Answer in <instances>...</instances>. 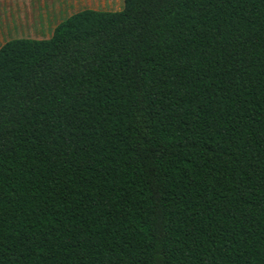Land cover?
I'll return each mask as SVG.
<instances>
[{
    "label": "trees",
    "instance_id": "1",
    "mask_svg": "<svg viewBox=\"0 0 264 264\" xmlns=\"http://www.w3.org/2000/svg\"><path fill=\"white\" fill-rule=\"evenodd\" d=\"M0 264H264V0L4 43Z\"/></svg>",
    "mask_w": 264,
    "mask_h": 264
},
{
    "label": "crops",
    "instance_id": "2",
    "mask_svg": "<svg viewBox=\"0 0 264 264\" xmlns=\"http://www.w3.org/2000/svg\"><path fill=\"white\" fill-rule=\"evenodd\" d=\"M71 1L74 0H0V6H2V12L6 11L7 14L16 16L13 19L16 21L15 25L26 27L32 35L35 34L33 30H37L38 36H48L49 39L56 26L63 21L58 19L57 22H54V19L61 11L70 7ZM9 20L13 21L12 19ZM50 30L51 33H49Z\"/></svg>",
    "mask_w": 264,
    "mask_h": 264
},
{
    "label": "rangeland",
    "instance_id": "3",
    "mask_svg": "<svg viewBox=\"0 0 264 264\" xmlns=\"http://www.w3.org/2000/svg\"><path fill=\"white\" fill-rule=\"evenodd\" d=\"M5 7V6H4ZM123 0H74L71 1L70 7L61 11L58 16L54 19L57 22L58 19L61 21L69 17L70 15L85 9H92L97 11H109L117 12L122 10ZM6 11L2 12V6H0V46L11 39L25 38V39H48V36H38L37 30H33L34 35L31 31L24 26L18 27L16 24L15 15H9ZM12 19L13 21L9 20ZM17 26V27H16ZM45 32V31H43ZM51 33V30L49 31Z\"/></svg>",
    "mask_w": 264,
    "mask_h": 264
}]
</instances>
